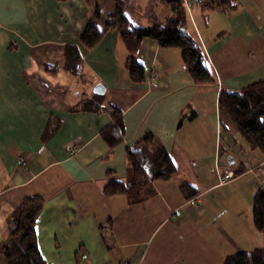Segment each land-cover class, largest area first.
Wrapping results in <instances>:
<instances>
[{
	"label": "crops",
	"instance_id": "1",
	"mask_svg": "<svg viewBox=\"0 0 264 264\" xmlns=\"http://www.w3.org/2000/svg\"><path fill=\"white\" fill-rule=\"evenodd\" d=\"M120 1L0 0V243L11 211L38 195L44 204L35 231L47 264H222L228 254L263 247L251 202L263 184L264 168L255 167L264 152L251 148L219 110L218 95L264 77V0L211 8L203 0H189L187 8L182 0L186 29L216 74V82L200 85L179 48L153 39H142L136 54L142 83L131 81L115 30L91 48L81 45L97 9L100 28L118 4L138 26L163 25L172 16L167 0ZM70 45L81 55L79 75L65 69ZM98 83L103 94L93 92ZM88 100L100 101L99 111L82 109ZM112 106L122 111L124 136L109 148L101 131ZM47 126L55 131L43 140ZM149 132L176 174L153 181V194L139 202L125 193L104 195L108 172L133 182L126 150ZM228 167L241 172L219 184L218 173ZM184 183L198 195L185 199Z\"/></svg>",
	"mask_w": 264,
	"mask_h": 264
},
{
	"label": "trees",
	"instance_id": "2",
	"mask_svg": "<svg viewBox=\"0 0 264 264\" xmlns=\"http://www.w3.org/2000/svg\"><path fill=\"white\" fill-rule=\"evenodd\" d=\"M171 5L172 16L165 24H151L138 26L131 22L123 6L118 4L109 13L108 20L103 27L96 23L99 18L98 9L93 18H90L81 32L80 43L85 48H91L99 42L108 30H115L123 41L127 55L125 67L132 82L142 83L145 80L143 65L138 61L136 54L141 40L150 38L160 47L179 48L183 66L189 71L195 84H212L216 82V74L210 65L207 56L198 41L186 29V9L182 0H167ZM225 1L203 0L201 4L223 5ZM95 18V19H94ZM67 61L65 69L73 75L81 71V55L76 46L70 45L66 49ZM100 101L83 102L81 108L88 111H99ZM218 108L225 112L242 137L253 149L264 152V77L253 81L246 86L233 90L223 88L218 95ZM111 122L101 131L104 141L109 148L118 144L124 136L122 111L112 106ZM190 116H193L191 113ZM182 118L179 120L180 126ZM55 128L47 126L42 139L47 140ZM126 159L133 170V182L127 185L114 177L111 172L103 186V194L108 196L116 193H125L130 203L139 202L151 194L155 180L172 178L177 168L168 151L160 145L152 133L145 134L135 146L126 150ZM241 171H235L238 174ZM185 199L198 195L194 186L184 183L180 186ZM44 199L33 195L22 199L7 217L8 235L0 243V254L6 264H47L37 245L35 221L43 207ZM252 221L255 228L264 238V184H258L252 196ZM222 264H264V246L251 251H237L226 255Z\"/></svg>",
	"mask_w": 264,
	"mask_h": 264
},
{
	"label": "built area",
	"instance_id": "3",
	"mask_svg": "<svg viewBox=\"0 0 264 264\" xmlns=\"http://www.w3.org/2000/svg\"><path fill=\"white\" fill-rule=\"evenodd\" d=\"M184 5L189 8L191 2L189 0H183ZM75 152V147L70 148V154H73ZM19 163L21 165H25V160L23 157L20 158ZM264 167V159L255 167L257 171L263 170ZM217 170V169H215ZM235 176L234 172L228 167L224 172L218 173L217 178H218V183L219 184H225L228 181H230L233 177Z\"/></svg>",
	"mask_w": 264,
	"mask_h": 264
},
{
	"label": "water",
	"instance_id": "4",
	"mask_svg": "<svg viewBox=\"0 0 264 264\" xmlns=\"http://www.w3.org/2000/svg\"><path fill=\"white\" fill-rule=\"evenodd\" d=\"M93 92L96 94H103L104 93V87L102 86V84L98 83L95 85Z\"/></svg>",
	"mask_w": 264,
	"mask_h": 264
},
{
	"label": "rangeland",
	"instance_id": "5",
	"mask_svg": "<svg viewBox=\"0 0 264 264\" xmlns=\"http://www.w3.org/2000/svg\"><path fill=\"white\" fill-rule=\"evenodd\" d=\"M152 76V75H151ZM264 168V167H263ZM263 173V172H262ZM236 176V175H235ZM234 176V177H235ZM263 184H264V179H263ZM262 183L260 184V185H263ZM252 203V202H251ZM250 206H248V208H249ZM233 208V207H232ZM243 208H245V209H247V206L246 207H243ZM234 209V208H233ZM251 209H252V205H251ZM260 236V238H262V243H263V237H262V235L260 234L259 235ZM258 242H260V241H258ZM255 243H257V241H253L252 243H251V245H252V247H253V245H255Z\"/></svg>",
	"mask_w": 264,
	"mask_h": 264
}]
</instances>
